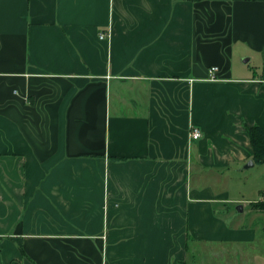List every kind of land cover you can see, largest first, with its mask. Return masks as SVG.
Wrapping results in <instances>:
<instances>
[{
	"label": "crops",
	"instance_id": "obj_1",
	"mask_svg": "<svg viewBox=\"0 0 264 264\" xmlns=\"http://www.w3.org/2000/svg\"><path fill=\"white\" fill-rule=\"evenodd\" d=\"M252 126L264 0H0V264H214L257 243L228 206Z\"/></svg>",
	"mask_w": 264,
	"mask_h": 264
},
{
	"label": "rangeland",
	"instance_id": "obj_2",
	"mask_svg": "<svg viewBox=\"0 0 264 264\" xmlns=\"http://www.w3.org/2000/svg\"><path fill=\"white\" fill-rule=\"evenodd\" d=\"M228 186L232 189L234 199L240 203H232L228 206L233 211H237L239 206L244 207V225L254 224L262 227L257 243H245L232 249L226 246L224 250H217V256L214 258V264H264V165L255 164V166L245 169L236 180H228ZM225 184V183H224ZM223 184V186H224ZM242 201V203H241ZM250 230L245 229V231ZM231 249L232 251L229 252ZM239 251L238 253H235ZM236 254V255H234Z\"/></svg>",
	"mask_w": 264,
	"mask_h": 264
},
{
	"label": "trees",
	"instance_id": "obj_3",
	"mask_svg": "<svg viewBox=\"0 0 264 264\" xmlns=\"http://www.w3.org/2000/svg\"><path fill=\"white\" fill-rule=\"evenodd\" d=\"M247 133L253 148V161L264 165V131L259 126L247 127Z\"/></svg>",
	"mask_w": 264,
	"mask_h": 264
},
{
	"label": "built area",
	"instance_id": "obj_4",
	"mask_svg": "<svg viewBox=\"0 0 264 264\" xmlns=\"http://www.w3.org/2000/svg\"><path fill=\"white\" fill-rule=\"evenodd\" d=\"M106 37H108L106 34H101V39H105ZM218 71H219L218 67H211L209 70V76L206 79V81H208V82L220 81V79L217 76ZM199 137H200V132L198 130H194L192 133L193 140H197V139H199Z\"/></svg>",
	"mask_w": 264,
	"mask_h": 264
},
{
	"label": "water",
	"instance_id": "obj_5",
	"mask_svg": "<svg viewBox=\"0 0 264 264\" xmlns=\"http://www.w3.org/2000/svg\"><path fill=\"white\" fill-rule=\"evenodd\" d=\"M254 166V161L253 160H250L245 166H244V169H248L250 167H253Z\"/></svg>",
	"mask_w": 264,
	"mask_h": 264
}]
</instances>
